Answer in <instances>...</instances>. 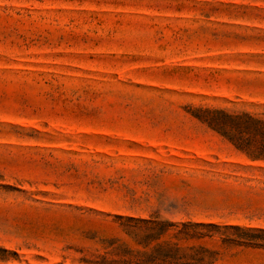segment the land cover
Here are the masks:
<instances>
[{"label":"rangeland","instance_id":"rangeland-1","mask_svg":"<svg viewBox=\"0 0 264 264\" xmlns=\"http://www.w3.org/2000/svg\"><path fill=\"white\" fill-rule=\"evenodd\" d=\"M243 113L264 0H0V264H264L223 241L264 229Z\"/></svg>","mask_w":264,"mask_h":264},{"label":"trees","instance_id":"trees-1","mask_svg":"<svg viewBox=\"0 0 264 264\" xmlns=\"http://www.w3.org/2000/svg\"><path fill=\"white\" fill-rule=\"evenodd\" d=\"M212 122L221 124L222 127L230 126L233 136L231 137L239 146L245 148L257 147L254 153H249L250 157L255 160H264V118H257L249 113L241 115H226L221 114L219 117L213 118ZM167 224L161 225V234L166 232ZM172 226V224H169ZM200 228H218L213 224L202 223H184L178 229L176 236L184 239H201L205 236H210L208 233L197 231ZM226 230H232L236 233V237L223 239L224 242L231 243L237 246L263 248L264 249V229L243 228L240 226L226 227ZM169 259H175L171 253L165 255ZM175 256V255H174ZM188 258L191 261L201 263L204 258L182 257ZM181 258V259H182ZM128 264V263H124Z\"/></svg>","mask_w":264,"mask_h":264}]
</instances>
